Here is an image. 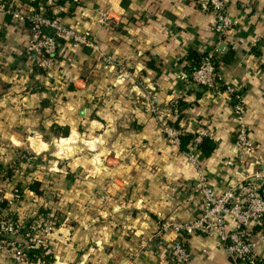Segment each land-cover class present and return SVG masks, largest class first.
Here are the masks:
<instances>
[{
	"label": "crops",
	"instance_id": "1",
	"mask_svg": "<svg viewBox=\"0 0 264 264\" xmlns=\"http://www.w3.org/2000/svg\"><path fill=\"white\" fill-rule=\"evenodd\" d=\"M226 1L236 25L218 43L215 18L201 11L199 0H80L51 10L68 27L90 29L101 54L129 73L125 81L89 50L72 53L63 43L59 66L48 75L26 54L28 26L0 13V165L18 162L5 189L14 199L12 215L30 223L25 231L56 222L47 237L49 264H170L169 249L180 240L170 225L197 217L199 170L139 103L146 87L167 111L164 126L191 135L201 131L214 143L208 158L196 154L207 185L222 193L236 183L237 169L227 164L238 159L240 124L230 94L191 88L180 99L181 114L172 111L183 95L177 75L187 69L190 53L215 50L221 79L243 94L242 124L255 156L264 160V0ZM2 6L24 13L30 8L20 0H0ZM100 13L113 25L97 24ZM57 127L69 138L57 136ZM76 133L89 140L85 145L97 146L101 160L91 162L101 164V175H87L85 168L84 180L73 167L55 171L57 161L42 166L51 144L60 145L58 156L73 157ZM27 167L33 170L26 177ZM183 241L189 264H232L213 239L197 234ZM0 264L14 263L3 253Z\"/></svg>",
	"mask_w": 264,
	"mask_h": 264
},
{
	"label": "built area",
	"instance_id": "2",
	"mask_svg": "<svg viewBox=\"0 0 264 264\" xmlns=\"http://www.w3.org/2000/svg\"><path fill=\"white\" fill-rule=\"evenodd\" d=\"M59 1L42 0L38 4L37 11L33 6L35 0H29L32 5L26 13L19 10L8 11L5 7H0V13L12 15L28 26L30 42L26 49L27 56L34 57L36 65L43 72L53 76V72L59 66L57 57L63 43L72 53L89 50L98 62L118 69L120 80H128L130 75L122 69L123 67L101 54L96 35L90 29L80 31L68 27L60 16L50 13L52 9L57 8ZM79 3L80 0L72 2L75 5ZM199 6L201 11L210 13L215 18L213 31L216 43L231 34L236 22L229 16L226 0H199ZM95 19L100 26L113 25V20L107 14H97ZM217 65L215 50H211L201 54L200 65L196 70H181L177 80L181 84L183 95L172 102L171 107H176L177 102L191 88L212 92L225 90L230 94L233 100V117L240 125L235 138L238 159L228 162L227 166L237 169L235 172L237 180L222 193L207 185L206 176L200 171V163L196 157L198 148L206 136L203 132L197 131L186 156L199 170L198 215L190 222L170 225L173 232L180 238L169 249L170 264L190 263L191 255L183 240L185 237L197 234L215 240L217 247L225 252L232 264H264V160L255 156V144L247 128L242 124L247 108L243 94L226 86L219 75ZM261 71L264 74V63ZM138 101L149 114L160 121L161 129L169 138V143L180 146L182 133L162 123V118L167 111L161 105L155 91L146 87ZM6 184V180L0 174V256L5 253L14 264H26L30 260L33 264H47L43 259L52 255L47 237L54 231L56 222L49 220L44 225L35 224L25 231L24 223L17 220L11 213L14 199H7ZM14 193L16 199L19 192L15 189ZM258 249L262 250L263 255L257 254ZM31 252L35 255L29 258L28 254Z\"/></svg>",
	"mask_w": 264,
	"mask_h": 264
},
{
	"label": "rangeland",
	"instance_id": "3",
	"mask_svg": "<svg viewBox=\"0 0 264 264\" xmlns=\"http://www.w3.org/2000/svg\"><path fill=\"white\" fill-rule=\"evenodd\" d=\"M76 135H77V133H76ZM77 136H78V143L76 145V148L74 149L75 155L73 157H69L66 154L58 156V150L60 149V147H59L60 145L58 143L51 144L50 149H49L50 151L48 152V156L46 157V159H44L45 163H43L42 166L48 168L49 164H50L49 162L54 163V161H57L58 165H54L55 171H57V168H55L56 166L60 169L66 168L65 170H62V172H65L66 170L69 171L70 168L73 167L75 171L79 172L78 174H76L78 176L77 178L78 179H84V180L86 178V175L83 173V170L85 171L86 169H88V171H85L86 174L90 172L91 176L101 175V164L100 165H97V164L94 165V163L96 162V160H94L95 157L96 158L98 157V160H97L98 162L101 160V153L95 152L97 146H96V148L94 146H87V145H85L84 142L85 141L88 142L89 140L86 139L85 137L83 138L79 135H77ZM67 138H69L68 135H67ZM67 138H61V139H67ZM100 151H101V149H100ZM25 158L28 160L29 155H26ZM75 159H81L84 162V165L76 164ZM91 160L94 161V163H92ZM25 165H28V163H26ZM96 168H100V171L98 172ZM24 170H25V175L27 177L28 174H30L31 170H33V169H31V168L29 169L27 167ZM47 258H49V257H45L43 260L46 262ZM47 264H49V263H47Z\"/></svg>",
	"mask_w": 264,
	"mask_h": 264
},
{
	"label": "trees",
	"instance_id": "4",
	"mask_svg": "<svg viewBox=\"0 0 264 264\" xmlns=\"http://www.w3.org/2000/svg\"><path fill=\"white\" fill-rule=\"evenodd\" d=\"M22 3L27 2L29 5H32L29 0H20ZM40 2H42V0H35V3H33V6L37 9L38 11V4H40ZM66 2H73V0H60L57 4H61L64 5ZM200 60H201V55L197 54V53H190L188 56V61H189V65L187 67V69L189 71H194L196 70L199 65H200ZM184 107V102L179 100L177 102V106L176 107H172V111L175 112L176 114H181L182 112V108ZM55 133L57 136L61 137V138H67V133L62 131V128L57 127V129H55ZM194 138V135L191 134H185L182 133L180 136V149L182 152L184 153H188L190 150L187 148L188 145L192 144V140ZM215 150V145L212 141H210L207 138H204L200 147L198 148V153L201 154V158H208ZM18 167V162H13L12 164H8V165H0V174L3 175L4 179L5 178H10L11 175L13 174L14 170H16ZM38 186V185H36ZM31 190L35 191L36 193H38L37 187H31ZM27 227H30V223H26ZM33 255H35V253L31 252L28 254V257L31 258ZM38 255H40V253H38ZM46 263H50V260L47 258L46 259Z\"/></svg>",
	"mask_w": 264,
	"mask_h": 264
}]
</instances>
